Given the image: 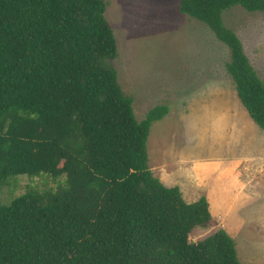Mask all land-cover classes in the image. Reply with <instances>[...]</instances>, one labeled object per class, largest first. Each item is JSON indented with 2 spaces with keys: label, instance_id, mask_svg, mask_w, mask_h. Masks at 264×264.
I'll return each instance as SVG.
<instances>
[{
  "label": "trees",
  "instance_id": "trees-1",
  "mask_svg": "<svg viewBox=\"0 0 264 264\" xmlns=\"http://www.w3.org/2000/svg\"><path fill=\"white\" fill-rule=\"evenodd\" d=\"M264 0H178L177 12L229 51L224 68L241 105L264 129V80L224 21ZM105 0H0V188L16 175L63 178L0 203V264H244L206 196L187 202L149 166L152 123L135 117L116 69Z\"/></svg>",
  "mask_w": 264,
  "mask_h": 264
},
{
  "label": "rangeland",
  "instance_id": "rangeland-1",
  "mask_svg": "<svg viewBox=\"0 0 264 264\" xmlns=\"http://www.w3.org/2000/svg\"><path fill=\"white\" fill-rule=\"evenodd\" d=\"M117 44L111 60L141 120L158 103L170 111L151 124L149 166L184 198L204 195L215 227L193 230L192 240L223 228L239 260L264 264V129L237 98L224 64L227 47L202 23L177 12L178 0H105ZM264 80V11L234 7L223 15ZM63 178L16 175L0 188V203L26 191L55 190ZM219 190V191H218Z\"/></svg>",
  "mask_w": 264,
  "mask_h": 264
},
{
  "label": "crops",
  "instance_id": "crops-1",
  "mask_svg": "<svg viewBox=\"0 0 264 264\" xmlns=\"http://www.w3.org/2000/svg\"><path fill=\"white\" fill-rule=\"evenodd\" d=\"M172 186H174V185H172ZM175 186H178L179 187V189H180V191H181V193H182V196L184 197V193H183V191H182V189L180 188V186L179 185H175ZM219 191V190H218ZM201 195H198L196 198H193V199H190V200H186L185 198V200L187 201V202H191V201H194V200H196L198 197H200ZM209 201V200H208ZM209 204H210V201H209ZM211 207V206H210Z\"/></svg>",
  "mask_w": 264,
  "mask_h": 264
}]
</instances>
